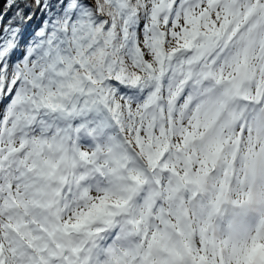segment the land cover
<instances>
[{"label":"snow or ice","instance_id":"obj_1","mask_svg":"<svg viewBox=\"0 0 264 264\" xmlns=\"http://www.w3.org/2000/svg\"><path fill=\"white\" fill-rule=\"evenodd\" d=\"M5 8L0 264H264V0Z\"/></svg>","mask_w":264,"mask_h":264},{"label":"trees","instance_id":"obj_2","mask_svg":"<svg viewBox=\"0 0 264 264\" xmlns=\"http://www.w3.org/2000/svg\"><path fill=\"white\" fill-rule=\"evenodd\" d=\"M5 1V3H4ZM25 2L27 3H33V0H25ZM7 3V0H3V2L0 4V16L3 15V13H5V11H3L5 8V5ZM15 13V9L11 10V11H7V15L3 16V21H0V27L3 26V22H7L8 19L12 18L14 16ZM37 15V14H36ZM37 19V17H36ZM35 18L33 19V21L30 22V27L28 29V33L30 34L36 27L37 25L40 23L41 20H36Z\"/></svg>","mask_w":264,"mask_h":264},{"label":"rangeland","instance_id":"obj_3","mask_svg":"<svg viewBox=\"0 0 264 264\" xmlns=\"http://www.w3.org/2000/svg\"><path fill=\"white\" fill-rule=\"evenodd\" d=\"M4 3H5V1H4ZM3 11H6V10L4 9Z\"/></svg>","mask_w":264,"mask_h":264}]
</instances>
